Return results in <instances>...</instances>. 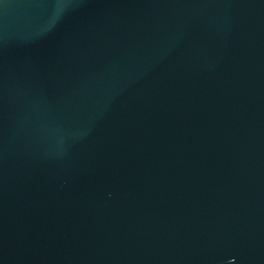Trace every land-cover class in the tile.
<instances>
[{
  "label": "water",
  "instance_id": "obj_1",
  "mask_svg": "<svg viewBox=\"0 0 264 264\" xmlns=\"http://www.w3.org/2000/svg\"><path fill=\"white\" fill-rule=\"evenodd\" d=\"M0 264H264V0H0Z\"/></svg>",
  "mask_w": 264,
  "mask_h": 264
}]
</instances>
